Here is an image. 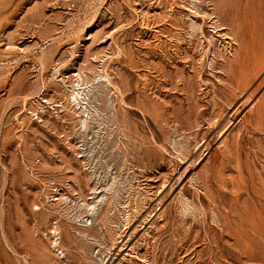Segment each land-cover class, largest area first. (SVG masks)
<instances>
[{
    "label": "rangeland",
    "instance_id": "374dc122",
    "mask_svg": "<svg viewBox=\"0 0 264 264\" xmlns=\"http://www.w3.org/2000/svg\"><path fill=\"white\" fill-rule=\"evenodd\" d=\"M0 264H264V0H0Z\"/></svg>",
    "mask_w": 264,
    "mask_h": 264
},
{
    "label": "bare ground",
    "instance_id": "6f19581e",
    "mask_svg": "<svg viewBox=\"0 0 264 264\" xmlns=\"http://www.w3.org/2000/svg\"><path fill=\"white\" fill-rule=\"evenodd\" d=\"M240 67V66H239ZM233 73H234V71H233ZM83 74V73H82ZM77 75V74H76ZM76 75H75V77H76ZM74 77V78H75ZM78 77H79V79H80V81H78V83L76 84L77 85V87L78 88H75L74 87V84L72 85V88L74 87V91L72 92V94H71V100H68L69 101V103H70V101H71V103H74V104H76V106L79 104V106H80V101H79V99H82V98H80L81 97V93H82V88L81 87H83L85 84H87L88 83V80H86L85 78V80L83 79V77H81V76H79L78 75ZM78 77H77V79H78ZM96 78V77H95ZM103 78V77H102ZM102 78H100V79H102ZM104 78H106V80H107V82H108V84H109V77L107 76V74L104 76ZM103 78V79H104ZM75 80V79H74ZM92 80V79H91ZM94 80V79H93ZM92 80V81H93ZM97 80V79H96ZM95 81V80H94ZM96 82V81H95ZM106 82V83H107ZM91 83V82H90ZM104 83V82H103ZM111 83V82H110ZM107 84V85H108ZM89 85V84H88ZM109 85H111V84H109ZM108 85V86H109ZM112 86V85H111ZM107 87V86H106ZM115 87V86H114ZM73 90V89H72ZM84 90V89H83ZM134 91V90H133ZM88 92V91H87ZM71 93V92H70ZM69 97H70V95H68ZM68 97V98H69ZM84 100V99H83ZM70 103V104H71ZM70 104H69V106H70ZM75 107V106H74ZM69 108V107H68ZM72 108V107H71ZM75 108H77V107H75ZM80 108H82V107H80ZM80 108H78V109H80ZM72 111V110H71ZM74 111V110H73ZM76 111V110H75ZM85 113H87V112H85ZM75 114V113H74ZM117 116V115H116ZM82 117V116H81ZM83 121V120H82ZM125 123V122H124ZM85 124V123H84ZM55 229H56V227H55ZM255 233V232H254ZM56 236V235H55ZM123 246V245H122ZM242 249V248H241ZM133 252V251H132Z\"/></svg>",
    "mask_w": 264,
    "mask_h": 264
}]
</instances>
